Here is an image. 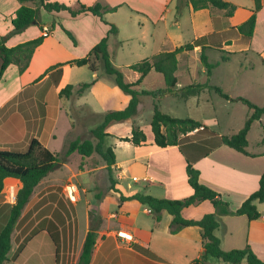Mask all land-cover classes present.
<instances>
[{
    "label": "crops",
    "instance_id": "0c3cea01",
    "mask_svg": "<svg viewBox=\"0 0 264 264\" xmlns=\"http://www.w3.org/2000/svg\"><path fill=\"white\" fill-rule=\"evenodd\" d=\"M52 1H60L66 4H71L72 2L75 3L79 0ZM94 1L95 0H82V3L92 4ZM145 1L147 3L146 5L149 7H156L157 5H160V9H162L169 0ZM227 1L235 3L238 6L237 10L241 7H246L244 6V2L240 0ZM261 1L262 8L256 13V21L252 37L247 40L249 43L248 46L250 47H243L239 50L241 52L253 50L262 58V61L264 62V0ZM251 2V7L248 6V9H246V15L242 17V22L249 17L251 13L250 11L254 7V1L251 0ZM5 3L8 4V8L6 10L3 8ZM111 3L113 4V2ZM27 4L33 5L31 2H28ZM19 6L20 3L18 0H0V35H4L12 29L11 19L14 17L15 11ZM186 8L193 14L190 21L194 30L191 42H194L197 39H203L202 44L206 47L210 49H223L233 46V42H235V40H243L241 34L237 30V26L240 23L229 24L226 20V18H232L237 10L232 16L228 17L225 16L222 11L217 9L203 8L199 10H192L190 7ZM140 12L144 15L146 14L142 11ZM194 12H202L205 14V18L196 17V13ZM163 14L164 11H162L160 15L162 16ZM69 16L71 15L64 10L58 12H47L40 9L39 24L30 25L23 31L12 34L7 38L5 42L6 45L13 46L17 43L41 35L44 27L48 28L50 31L49 35H47L43 42L34 50L29 66L26 70L22 73H19L18 71L20 78H23L24 74L33 66L35 60H37L36 58H39L38 61H36L34 68L40 73L45 70V72H43V74H45L42 77L39 76L36 80H33L32 86L36 87L44 83L45 85L36 88L37 90L34 92H29L28 85H30V83L28 82L27 85L21 83L11 91L4 90L3 88V91L0 92V146L19 142L21 137H18L17 135L14 138V136L18 134L20 129L23 130V132L26 131V134L24 133L25 135L23 134V136L29 135V141L31 138L36 137L42 144H46V142H43L44 137L46 139H48V137L54 138L56 136V118L50 116L49 112L51 104L57 114L60 113L66 117L67 122L65 128L63 129V134L69 136L70 138L68 141H70L75 138L93 139L92 135L91 137H82L83 132L91 131V129L95 127L92 124V118L95 116L101 117L103 113L109 110L121 109L127 103L128 96L126 94H124L114 84L108 83L109 79L103 77L98 78L97 73L92 72L90 69V82H92V84L83 92L82 95L76 96L75 98L59 96L58 92L63 85L65 68L70 67L71 64H63L62 66L54 68L49 72H46V69L56 65V63H63L73 58H77L76 56L85 55L103 36L106 35V31H108V29L105 27L107 26L109 28V25L104 22V29L101 30V28H99L98 31H95L94 28L96 29L97 27L96 23L101 19L90 13L78 14L72 18V20L76 21L70 20ZM179 22L180 21L178 19L175 21L176 24H179ZM62 24L64 27L70 25L72 28L71 34L74 35L77 44H74L73 40L66 33L65 36L57 35V30L58 28L62 29ZM111 40L113 41L114 47V43L117 42L115 40V36H111L109 41ZM52 45L55 48L60 49V51L65 50L71 52L69 53L70 55H73L72 51L80 48L82 50V54L71 56V58L68 57L64 61L57 60L55 56L48 55V52H50L54 47L50 50H46V52L43 50V48H47ZM174 48V46H170L168 49H163L161 51L172 50ZM199 50H201L200 45L194 46L193 51ZM111 51L114 55L113 49ZM14 65L17 67L16 64L12 63L5 71ZM218 66L219 65L216 64V66L212 69L209 79L212 77L215 68ZM186 71L189 72V69ZM202 72L206 73V70L201 69L200 75ZM54 73L56 80L50 82L48 74L50 75ZM133 77L134 80L131 82H135L138 79L139 74L135 72ZM31 79L32 78L30 76L27 81H30ZM141 83L137 86L138 89H143L140 86ZM78 84L73 85L77 86ZM177 86L182 87L184 85H182L178 80ZM202 94H206V96ZM150 97L151 95H140L137 106V114L135 117L122 121L111 122L105 129V132L109 134L105 140L107 141L108 138H112L115 141L114 144H110L113 150L117 145H132V147H126L129 151H131V155L127 160L117 162V156L115 154L116 162L113 173L114 177L118 181L116 187L120 189L124 195L138 191L155 195L158 198H182L188 196L192 194L193 190L187 181V162L185 155L180 151L178 146H168L164 148L157 147L153 144V134L150 122L147 123L146 127H143L140 124L143 120L142 111L144 108L151 106L153 113V102L149 101ZM192 97H197V100L203 98L206 102L211 100L209 90H203L200 94L190 96L185 100ZM223 99V107H225L227 109V113H229V104L232 101L225 98ZM71 108H85L91 119L89 120L88 117L83 116V112H81L80 118L82 121L79 123L76 122V120L70 116ZM217 118V116H213L197 120L209 126L210 124H217ZM133 124L138 125L141 129H143L147 138L146 144L133 145L129 141L121 140V138L130 135ZM73 129L75 130L73 131ZM194 133H196V130L188 134ZM218 134L221 135L224 133L219 132ZM11 138H13L11 140L12 142L10 141ZM233 150L234 149L232 148L225 147V145H219L213 148L206 156H202L197 158V160H194L193 166L199 170L200 182L218 191L222 197L229 202L230 207L235 209L259 186V178L264 169H258L257 163L259 161L255 162V159L263 160L264 149L251 152L246 149L248 153L253 155H247ZM189 155L192 156L194 154L189 151ZM96 156H98L96 159L100 161L97 164L98 167L94 166L92 169H88V172H92L95 176L97 175L98 169H102L104 172H107L103 160L99 155L96 154ZM124 164L128 167L133 166V168H136L135 171L138 174L134 171L135 174H133L132 180L133 182H139L140 179L144 181L145 185H142L143 189L141 185L137 187H130L129 189L128 184L129 190H125L121 187L120 180L121 176L124 174V170L122 168ZM80 172L81 171H78L75 175H78ZM106 181L105 183L108 185V177ZM4 183V188L0 193H3L5 189L12 184H14L13 186L16 190L20 186V181L12 177L6 178ZM97 193L99 192L93 193V200H86V218L84 219V227L81 230L79 229L76 217L74 224L65 223L64 220H62L63 211L60 206L57 205V203L53 205L51 213L49 214L50 217L48 218L54 221L56 230L59 233V246L57 247V250L54 241L47 231V226L45 225L40 227L38 223L41 218L38 220L35 219L36 214L42 206L37 208V210H34L35 207L33 206L36 205H29L31 200L30 197V200L22 209V212L14 226L11 237V247L15 242V250L11 258L8 257L7 261H12L15 264L75 263L79 257L82 244L89 227V210L95 211L103 217L97 230L95 247L89 264H190L195 258H198L201 255L202 239L201 230L198 226H186L178 230L176 233H171L170 225L172 216L168 212L163 211L160 221L155 223L153 214L139 201L133 199L119 202V193L111 190H107V192L103 193L101 198L98 199L96 198ZM42 196H47V193H44ZM55 196L56 195H54L53 198H55ZM57 199L58 201L62 199L60 194ZM79 199L80 196L78 197V200ZM74 203L76 202H73V204ZM11 204L12 203H10V205ZM213 211L214 207L212 203L208 200H204L198 204L185 207L182 211V215L186 218H199L203 214ZM229 216L245 215H222L220 216V223L224 225L226 223L225 219ZM43 217L45 218V216H42V219ZM263 219L264 212H260V216L255 220H249L247 218L250 229L247 233L245 241L246 244H249L252 250L264 260V224L261 223ZM227 220L232 221V219ZM254 224L257 226H254ZM222 225L220 224V226L216 228V235ZM226 230L227 232L229 231L227 228ZM118 231L128 232L131 235V239L127 240L119 237L117 235ZM24 232L25 234H23ZM221 241L222 238H220V246ZM136 247L148 250L153 253L154 256H149ZM208 262L212 261L208 259ZM214 262L216 264L218 261Z\"/></svg>",
    "mask_w": 264,
    "mask_h": 264
},
{
    "label": "trees",
    "instance_id": "16d2710c",
    "mask_svg": "<svg viewBox=\"0 0 264 264\" xmlns=\"http://www.w3.org/2000/svg\"><path fill=\"white\" fill-rule=\"evenodd\" d=\"M254 7L251 9L249 17L237 26L238 32L242 38L249 40L252 37L256 13L262 8L261 0H253ZM20 6L16 9L14 17L11 19L12 29L4 35H0V79L10 64H16L19 73H22L29 66L32 54L46 37L39 35L35 38L17 43L13 46L6 45L9 36L23 31L30 25L39 24L40 9L47 12L67 11L72 17L81 13H90L104 21V15L108 12H114L121 4L109 5L103 1L97 0L92 4H85L76 1L73 4H66L60 1L52 0H18ZM31 2L33 5H28ZM185 7L192 10L203 8L217 9L222 11L225 16H232L238 6L227 0H177L176 12L181 14ZM109 25L108 32L103 36L84 56L73 58L63 63H58L50 68H57L63 64L76 66H87L92 72L97 73V77L109 79L116 87L128 96V101L123 108L118 110H109L101 115V120L91 129L92 138H75L68 142L64 157L60 158L58 154L51 151L43 145L39 139L33 137L30 139L26 148H8L11 146H0V192L4 188V180L8 177L16 178L20 181V186L15 192V200L10 205L8 218L0 230V264L8 260V253L11 249V237L16 221L18 220L22 209L29 201L34 188L40 180L52 170L60 166L68 155L78 152L81 155V165L83 160L97 154L103 160L109 181V190L119 193V202L125 200H137L145 205L153 214L155 223L161 219L163 211L172 216L170 232L176 233L186 226H198L201 230L202 253L190 264H207L209 257L218 260L216 264H264L261 259L246 244L243 248L224 250L220 246V238L215 234L216 228L220 226V216L222 215H245L249 220H255L260 216L255 201L264 202V171L259 178L258 188L249 194L241 204L232 209L229 202L222 195L210 186L200 182L199 170L193 166L194 160L206 156L213 148L219 145H226L240 153L253 155L247 152L248 145L247 133L251 124L255 120H260L264 115V103L259 105L249 99L237 96H229L221 87L213 85L207 81L193 82L182 87H177L178 78L176 70L178 65V54L183 51L193 50L194 46H201V63L205 67L206 74L209 77L216 63L209 62L204 54L206 46L202 44L203 39H197L184 45L175 47L172 50L160 51L151 57H146L129 65V68L138 73L139 77L135 82H128L123 72L114 65L113 53L110 50V37L116 36L118 29L114 23L105 21ZM65 33L74 41L70 31L63 28ZM117 42L116 45H119ZM115 47V45H114ZM49 68V69H50ZM49 69L46 70L49 71ZM160 73L165 81L166 88L158 91L147 89H138L137 86L142 79L151 71ZM45 74V73H44ZM42 74L40 77H42ZM92 82L79 83L77 86L66 84L58 94L60 97L75 98L83 94L91 86ZM203 90L214 91L221 97L229 100H237L246 105L249 113L242 127L232 134H218L209 129L208 126L194 118L173 117L162 112L156 103H153V113L150 121V127L153 134V144L157 147L178 146L186 158V174L188 184L191 186L192 194L182 198H158L148 193L132 192L124 195L116 187L118 181L114 177L113 169L115 166V153L110 145H107L105 138L109 135L105 132L106 127L114 121H122L135 117L140 95H178L183 99L190 96H196ZM264 131V124L262 125ZM196 130L194 134H188ZM198 134L203 137L193 139ZM129 141L133 145L146 144L147 138L143 129L133 124L130 135L121 138ZM264 143V135L261 139ZM14 147V146H12ZM191 151L194 155H189ZM103 193H97L96 198H101ZM204 200L212 203L214 211L205 213L199 218H186L182 215L185 207L198 204ZM89 227L85 235L79 257L72 264H89L95 247L97 230L103 217L95 211L89 210ZM42 224V225H41ZM38 225L47 226V231L57 247L59 246L58 231L52 219L43 218ZM138 248L149 256H154L148 250Z\"/></svg>",
    "mask_w": 264,
    "mask_h": 264
},
{
    "label": "rangeland",
    "instance_id": "374dc122",
    "mask_svg": "<svg viewBox=\"0 0 264 264\" xmlns=\"http://www.w3.org/2000/svg\"><path fill=\"white\" fill-rule=\"evenodd\" d=\"M79 1L82 2V0ZM102 1L109 5L122 3L116 11L107 13L104 17V21L98 20V24L96 23L97 27L96 29L94 28V30L98 31L99 28L103 30L105 21L114 23L116 25L118 33L115 36V40L117 42H120V44L116 45V42L114 43L115 47H113V41L111 40L110 50L113 49L114 52V65L120 68V70L125 75L126 81L128 82L134 80L133 76L135 74V72L129 68L130 64L146 57H151L152 55L163 49H168L170 46L178 47L189 43L193 38L194 30L190 24L193 14L189 12V10L185 7L182 13L178 15L176 12L177 0H169L162 9H160V5H157L156 7L147 6L145 0ZM240 1L244 2V6L246 7H241L240 9H238L232 18H226L227 23H241L242 17L247 13L246 9H248V6L251 7V0ZM111 2H113V4ZM71 4H73V2ZM3 6L5 10L8 8V4L6 3ZM140 11L146 13L147 15L142 14ZM162 11H164V14L161 16L160 14ZM194 13H196V17H200L203 19L205 18V14H203L202 12ZM69 17V19L72 20L73 17ZM177 19L180 21L179 24L175 23ZM61 26L62 29L58 28L57 35L65 36V31L63 28L71 31L72 33V28L70 27V25L67 26L68 28L64 27L63 24ZM105 28L108 29L107 26ZM107 32L108 31H106V34ZM74 41V44H77L75 37ZM247 43V40L243 39L235 40V42H233V46H229L223 49H210L208 47L204 48V54L207 56L208 61L219 65L217 68H215V71L213 72V75L210 79L206 73L202 72L200 75V70H205V67L201 63V50H190L179 53V61L177 65L178 76L176 75L179 82L185 86L192 82H205L208 79L211 84L221 86L223 90H225L227 94L232 97L242 96L256 104H263L264 62L262 61V58L253 50H249L246 52H241L239 50L243 47H250L248 46L249 43ZM52 47L54 46H48L47 48H43V50H45L46 52V50H50ZM69 53L71 52L65 50L60 51V49L54 47L50 52H48V55L55 56L57 60L64 61L68 57L71 58V56L82 54V50L80 48H77L76 50L72 51L73 55H70ZM81 56L84 55L76 57L78 58ZM36 59L37 60H35L33 66L24 74L23 78H20L17 67L15 65L9 67L0 80V92L3 91V88L4 90L11 91L21 83L24 85H27L28 82L30 83V85H28L29 92H34L37 90L36 88L45 85L44 83L36 87L32 86L33 80H36L39 76H41V74H43V72H45V70L42 73H40L38 70H35V63L39 58ZM52 69L54 68H50L49 71H51ZM187 69H189V72L186 71ZM64 74L65 75L62 87H64L66 84L76 85L78 83L90 82L91 79V71L85 65L80 67L75 65L66 67ZM30 76L32 79L30 81H27ZM48 76L50 82L56 80L55 73L50 75L48 74ZM108 83L113 84L110 80ZM140 86L143 89L151 91H158L160 89L166 88L163 76L155 70H151L145 76ZM209 92L211 94V100L209 102H206V100H203V98L197 100V97H192L185 100L180 96L174 94H171L167 97H163L160 95H151L149 101L156 103L158 105V108L162 112L173 117H189L200 119L217 116L218 123L213 125L210 124L209 126L207 125L209 129L213 130L216 133L222 132L228 135L237 132V130L242 127L246 119V115L248 113V108L246 107V105H244L240 101L231 100L232 102H230L229 104V113H227V109L223 107L222 104V100L224 99L213 91ZM202 95L206 96V94ZM52 106L53 105L51 104L49 113L51 117L56 118V136L54 138L48 137V139L44 137L43 142H46V144H43H45L47 148H49L54 153L58 154L60 158H62L64 157V153L69 142L68 140L70 138L69 136H66V134H63V129L66 126L67 120L63 114H57ZM81 112H83V116L88 117L89 120L91 119L88 111L85 108H71L70 116L79 123L82 121L80 118ZM142 114L143 120L140 124L143 127H146L147 123L150 122L151 119L152 107L150 106L144 108ZM92 120V124L96 126V124L101 120V117L95 116L94 118H92ZM263 124L264 115L260 120L253 121L250 130L247 133L248 145L246 149H248L250 152L260 151L264 149V143L261 142V138L264 135V131L262 128ZM74 130L75 129H73V131ZM24 133L26 134V131L23 132V130L20 129L18 131V134H16L14 138L18 135V137H21V140L19 142L10 143L4 146H11L8 148H26V145L29 142V135L23 136ZM84 136L91 137L90 131L83 132L82 137ZM200 137H203V135L198 134L193 139H199ZM12 139L13 138H11L10 141ZM105 142L109 145L115 143L112 138H108V140H105ZM126 147H132V145L123 146L122 144V146L117 145L116 147H114V152L117 156V162L125 161L130 157L131 151H129ZM225 147L228 146L225 145ZM96 157H98L96 156V154H92L91 156L86 157L83 160V165H81L80 167L81 155L78 152H73L66 157V159L60 164V166L52 170L40 180L38 185L34 188V191L31 195V200L29 199V205H36L33 206L35 207L34 210H37V208L42 206L35 216L36 220L40 218L42 220V216H45L46 218L50 217L49 214L51 213L53 205L57 203V205H59L61 210L63 211L62 220H64L65 223L74 224L76 217L79 229L81 230L84 227V219L86 218V200H93V193H105L107 192V190H109V181L108 185L107 183H105L108 177L107 172H104L102 169H98L96 176L93 175L92 172H88V169H92L94 166H97L98 162H100L98 159H96ZM255 162H258V169H264V158L263 160L255 159ZM122 168L124 170V174L123 176H121L120 180V185L122 188H124L125 190H129L130 187H137L140 185L142 187V185H145L144 181H142L141 179L139 182H133L132 176L136 173V168H133V166L128 167L125 164ZM78 171L81 172L78 175H75L78 173ZM67 184H75L77 186L78 196L77 200L75 201L76 203L74 204L65 195L64 189ZM13 185L14 184L8 186L3 193H0V229L3 227L8 218L10 203H13L15 200H12V195L15 196L16 192V189ZM44 193H47V196H42L44 195ZM59 194L61 195L62 199L58 201L57 197ZM54 195H56L55 198H53ZM79 196L80 199L78 200ZM254 203L258 211L263 213L264 202L255 201ZM227 219H232V221H228ZM225 221L226 223L224 225L220 223L222 226L217 231V235L222 238L221 248L224 250L243 248L246 244L245 238L247 237V233L250 229L247 218L245 216H229L225 219ZM261 223L264 224V219L261 221ZM254 226L257 225L254 224ZM226 228L229 230L228 232ZM25 232L23 234H25ZM14 250L15 242L12 244V247L8 253L9 258H11ZM209 259L212 262H208L207 264H215L214 261H218L214 257H209ZM4 264L15 263L12 261H6ZM244 264H246V262H244Z\"/></svg>",
    "mask_w": 264,
    "mask_h": 264
},
{
    "label": "built area",
    "instance_id": "2783aa9c",
    "mask_svg": "<svg viewBox=\"0 0 264 264\" xmlns=\"http://www.w3.org/2000/svg\"><path fill=\"white\" fill-rule=\"evenodd\" d=\"M49 32H50L49 29L46 28V27H44L42 29V34L43 35H46L47 36V35H49ZM64 192H65L66 197L70 201L75 202L77 200L78 190H77V186L75 184H67L65 186ZM13 199H15V196L14 195H12V200ZM117 235L119 237L124 238V239H127V240L131 239V235L128 232H126V231H118L117 232Z\"/></svg>",
    "mask_w": 264,
    "mask_h": 264
}]
</instances>
